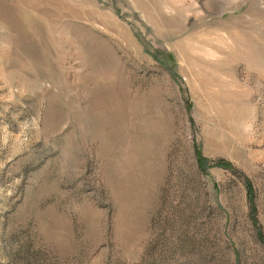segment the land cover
Wrapping results in <instances>:
<instances>
[{
  "label": "rangeland",
  "instance_id": "rangeland-1",
  "mask_svg": "<svg viewBox=\"0 0 264 264\" xmlns=\"http://www.w3.org/2000/svg\"><path fill=\"white\" fill-rule=\"evenodd\" d=\"M0 264H264V0H0Z\"/></svg>",
  "mask_w": 264,
  "mask_h": 264
}]
</instances>
